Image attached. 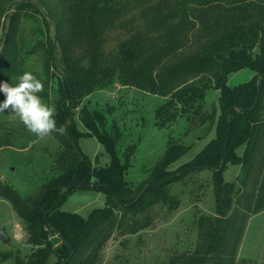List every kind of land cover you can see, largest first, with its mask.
Wrapping results in <instances>:
<instances>
[{
	"label": "trees",
	"instance_id": "obj_1",
	"mask_svg": "<svg viewBox=\"0 0 264 264\" xmlns=\"http://www.w3.org/2000/svg\"><path fill=\"white\" fill-rule=\"evenodd\" d=\"M132 2L58 0L55 35L30 51L21 30L37 3L0 0V83L13 84L26 57L41 50L47 74L63 67L66 97L54 106L56 128L64 130H53L63 148L56 160L57 177L29 197L10 186L0 187V194L25 222L34 247L30 258L17 264H86L100 253L116 226H131L123 216L143 214L158 205L177 207L172 185L202 171L212 172L217 212L194 220L197 247L174 262L250 264L238 256L247 222L264 211V0H152L137 23L127 19ZM117 29L127 30L126 38L108 52V36ZM245 69L254 77L230 86L231 75ZM66 75L78 104L114 79L167 98L155 110L160 127L173 123L178 114L191 122L199 120L208 92L216 90L219 107L207 112L210 124L205 131L208 136L215 128V136L192 160L172 170L191 149L174 144L151 179L135 188L127 180L130 156L123 160L116 148L117 127L108 123L105 110L86 105L79 112L80 128ZM4 99L0 93V101ZM83 137L103 144L110 164L99 166L86 156L79 147ZM229 164L243 168L236 182L224 178ZM79 188L105 192L106 205L87 218L63 211ZM122 212L124 220L119 219Z\"/></svg>",
	"mask_w": 264,
	"mask_h": 264
},
{
	"label": "rangeland",
	"instance_id": "obj_2",
	"mask_svg": "<svg viewBox=\"0 0 264 264\" xmlns=\"http://www.w3.org/2000/svg\"><path fill=\"white\" fill-rule=\"evenodd\" d=\"M32 1L37 3V7L32 9L34 15L25 19L21 30L26 48L30 51L39 41L55 35L59 13L58 0ZM149 1L152 0H133L127 19L137 23L142 8ZM126 31L117 29L108 36V52L117 49L118 43L126 38ZM25 72L33 73L42 81L44 88L38 95H43V102L48 106L54 107L56 101L66 99L63 67L53 68L47 74L41 50L26 57L23 70L13 85ZM254 75L251 70L245 69L231 75L229 84L237 86L246 83ZM219 96L216 90L208 92L206 104L202 108L203 117L199 120L191 122L178 114L173 123L160 127L156 124L155 110L167 98L148 90L122 85L118 79H114L107 88L84 97L80 104L77 101L74 111L80 124L79 112L84 106L105 110L108 123L118 129L116 148L120 156L123 160L126 154L130 156L127 180L137 188L151 179L152 171L163 162L167 151L174 144H185L191 149L171 166L172 170L192 160L209 143L215 136V128L207 136L205 131L210 123L206 120L213 107H219ZM66 105H70L67 100ZM79 147L99 166L110 164V155L95 137L81 138ZM62 150L53 131L40 137L31 132L11 108L6 109L0 117V187L10 186L23 197L37 194L59 174L56 160ZM242 172L241 166L229 164L224 178L228 182H236ZM171 195L178 199L175 208L158 205L143 214L123 216V212L119 213V219L127 217L126 221L131 226H116L100 253L91 257L86 264H181L175 263L174 259L183 253L193 252L198 244L194 220L202 216L212 217L217 212L212 172L189 174L181 182L172 185ZM107 201L105 192L79 188L61 209L87 218L95 208L104 207ZM2 230H6L10 241L5 243L0 237V264L27 261L34 247L28 242L25 222L17 215L13 205L0 194V232ZM6 256L8 259L5 260ZM239 257L251 261L250 264H264V211L252 216L247 222Z\"/></svg>",
	"mask_w": 264,
	"mask_h": 264
},
{
	"label": "clouds",
	"instance_id": "obj_3",
	"mask_svg": "<svg viewBox=\"0 0 264 264\" xmlns=\"http://www.w3.org/2000/svg\"><path fill=\"white\" fill-rule=\"evenodd\" d=\"M44 88V84L33 73L25 72L19 77L18 83H0V93L5 99L0 101V113L11 108L12 112L19 116L24 125L40 137L62 128H56L55 108L43 102L38 95Z\"/></svg>",
	"mask_w": 264,
	"mask_h": 264
},
{
	"label": "water",
	"instance_id": "obj_4",
	"mask_svg": "<svg viewBox=\"0 0 264 264\" xmlns=\"http://www.w3.org/2000/svg\"><path fill=\"white\" fill-rule=\"evenodd\" d=\"M7 37H8V35L6 36L5 41L7 40ZM66 79H67V82H68V85H69V88H70V91H71V95H72L73 108L75 109V108H77V97H76V91H75V88H74L73 82H72V80H71V78H70L69 75H66ZM261 79H264V75L261 76ZM258 88H259V90L261 89V83H260V82H259V84H258ZM258 96H259V93H258V95H257V98H258ZM96 187L99 188V186H96ZM108 191H110L109 188H108ZM129 206H131V205H129ZM46 219H47V221H48V214L46 215ZM0 237H1V239H2L5 243H8V242L10 241V237L7 236V234H6V230H2V231L0 232Z\"/></svg>",
	"mask_w": 264,
	"mask_h": 264
}]
</instances>
